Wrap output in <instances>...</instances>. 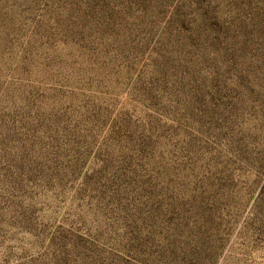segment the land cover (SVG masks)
<instances>
[{
  "label": "rangeland",
  "instance_id": "rangeland-1",
  "mask_svg": "<svg viewBox=\"0 0 264 264\" xmlns=\"http://www.w3.org/2000/svg\"><path fill=\"white\" fill-rule=\"evenodd\" d=\"M0 264H264V0H0Z\"/></svg>",
  "mask_w": 264,
  "mask_h": 264
}]
</instances>
